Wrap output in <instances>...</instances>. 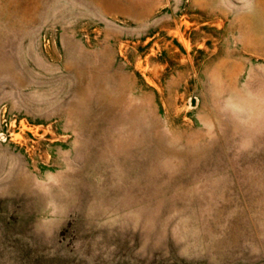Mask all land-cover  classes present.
Here are the masks:
<instances>
[{"label": "rangeland", "instance_id": "374dc122", "mask_svg": "<svg viewBox=\"0 0 264 264\" xmlns=\"http://www.w3.org/2000/svg\"><path fill=\"white\" fill-rule=\"evenodd\" d=\"M0 264H264V0H0Z\"/></svg>", "mask_w": 264, "mask_h": 264}]
</instances>
